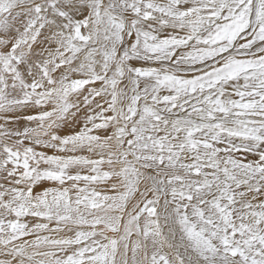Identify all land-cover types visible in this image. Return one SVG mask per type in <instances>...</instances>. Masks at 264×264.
Returning a JSON list of instances; mask_svg holds the SVG:
<instances>
[{"label":"snow or ice","instance_id":"obj_1","mask_svg":"<svg viewBox=\"0 0 264 264\" xmlns=\"http://www.w3.org/2000/svg\"><path fill=\"white\" fill-rule=\"evenodd\" d=\"M0 264H264V0H0Z\"/></svg>","mask_w":264,"mask_h":264}]
</instances>
